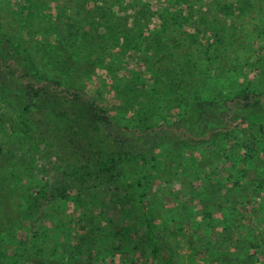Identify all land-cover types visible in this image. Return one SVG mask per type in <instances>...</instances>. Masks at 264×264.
I'll return each mask as SVG.
<instances>
[{
  "label": "rangeland",
  "instance_id": "1",
  "mask_svg": "<svg viewBox=\"0 0 264 264\" xmlns=\"http://www.w3.org/2000/svg\"><path fill=\"white\" fill-rule=\"evenodd\" d=\"M224 1L235 0H111L109 9L0 0L11 38L0 37L10 64L0 80V264H162L145 237L147 204L176 264H264V248L247 260L255 247L239 242L264 223V0L242 18L223 15ZM24 74L88 93L126 128V144L64 92L46 89L25 112ZM244 87L259 105L233 100ZM196 95L216 105L208 127L181 141L169 128ZM26 114L40 132L34 146ZM159 124L168 130L154 131ZM67 148L111 169L82 175ZM238 245L236 263L218 259Z\"/></svg>",
  "mask_w": 264,
  "mask_h": 264
},
{
  "label": "trees",
  "instance_id": "2",
  "mask_svg": "<svg viewBox=\"0 0 264 264\" xmlns=\"http://www.w3.org/2000/svg\"><path fill=\"white\" fill-rule=\"evenodd\" d=\"M111 0H104L103 5L109 9L111 6ZM257 2L255 0H235L231 2L224 1L222 2V11L223 15H236L240 18L244 17L245 15L249 14L255 7ZM97 5L98 8H101V4H93V6ZM109 5V6H107ZM148 2L146 1L144 4V7H148ZM263 10V8H260ZM261 13V12H259ZM165 14L166 10H165ZM154 15V14H153ZM164 16V15H162ZM108 16H104L105 20L103 21V28L104 31L108 30L107 23L110 21ZM102 19V18H101ZM102 22V21H100ZM260 30L264 31V25L259 27ZM0 37L2 40H4L6 43H11L10 36L6 33L5 28L3 27L2 23H0ZM132 39L131 37H129ZM130 39L128 40L130 42ZM127 44V43H126ZM120 56H124V52H120ZM29 62V65L31 66L34 74L37 73V66L36 63L31 60L30 58H27ZM10 64H6L5 61L0 57V80L3 78V72H5V69L9 67ZM24 79V86L26 88V93L28 100L30 101L29 105L25 107V112H28V109L30 106H32V103L35 99H38L43 95L44 93H47L46 89L50 91V93H54L55 91L64 92L68 96L73 97L75 100L83 101L87 105L88 113L90 118L93 120V122H97L98 124L102 125L105 129L114 131L111 132L114 135V139L117 143L124 146L126 144L125 140H121V134L120 132H123V130H126V128L120 124L118 121H116L112 114L107 111L104 107L99 105L96 100L91 97L88 93L83 92L80 88L77 87H63L61 82L58 80H55L51 82V86L47 88L46 82H34L30 80L28 74L22 75ZM57 92V93H59ZM257 97L256 93L249 89L248 87H244L240 89L235 97L233 98L234 101L241 104L244 108H250L253 106H257L258 100L255 99ZM264 101V98H263ZM216 105L215 100L211 99H205L200 96H195L193 100L190 102L188 109L185 113L180 115L179 122L181 123L180 127H170L169 131L173 133V135L179 136L180 140H185V137H195L197 136V133L195 130L201 129L202 131L208 127V123L210 121L209 119V110L211 108H214ZM24 122V133L26 139L34 146L37 145V141H41L40 132L32 125L31 120L26 115L23 116ZM150 127L148 126L144 131L149 130ZM168 130L166 125L159 124L157 126H154V131H166ZM200 137H203L200 135ZM179 148V147H178ZM220 147L216 144L214 145L215 153L219 150ZM76 151H72V148H67L65 159L67 161V165L73 168L74 170L80 172L82 175H88L92 176L94 178H98L102 176V174L108 172L111 168L109 165L103 162L100 158H94L93 160L90 159V157L85 155L84 153H80L79 155H83L84 157H76L75 153ZM149 162L146 158H142V168L144 171L143 178L141 180V187L142 192L146 193L148 190V167ZM246 205H242L241 202H238L236 211L242 214L245 211ZM143 211L145 214V237L147 242L152 246L154 253L157 254L162 264H176L175 260L172 256V253L170 252L168 246L163 243V241L158 237L156 233V222L157 218L155 216V213L153 209L150 207V204H147L143 207ZM229 212H231L229 210ZM206 218H210L209 214L206 216ZM263 218L261 217V220ZM208 221V220H207ZM261 229H253L251 232H247L246 235H243L246 237V240H242L239 242H246L253 247H255L256 252H248L250 253V256H247V260H250L251 257H254L256 261L263 259L261 258L260 251L264 248V223H262ZM204 229L206 226H203ZM261 227V226H258ZM238 242V243H239ZM256 243V244H254ZM251 247V246H250ZM238 248L239 245L236 247V249L233 252H221V256L218 258L219 260L223 259L225 262H232L236 263L239 258L238 255ZM232 249V248H231ZM241 253V252H240ZM212 258V257H210ZM229 258V259H228ZM219 262V261H218Z\"/></svg>",
  "mask_w": 264,
  "mask_h": 264
}]
</instances>
